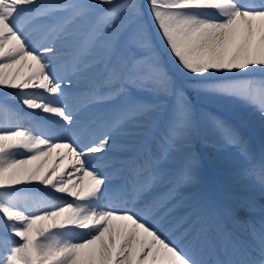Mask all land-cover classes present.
I'll return each mask as SVG.
<instances>
[{
	"label": "snow or ice",
	"instance_id": "6c2138e0",
	"mask_svg": "<svg viewBox=\"0 0 264 264\" xmlns=\"http://www.w3.org/2000/svg\"><path fill=\"white\" fill-rule=\"evenodd\" d=\"M254 69L264 73V0H0V88L34 110L28 128L0 126V264H264V150L249 152L219 117L198 116L187 94L264 119V79L235 75ZM0 117L24 118L7 102ZM198 119L241 150L247 163L234 178L258 186L261 202L225 206L204 194L168 239L157 224L182 187L200 182ZM54 152L73 158L70 173L45 167ZM159 184L167 192L154 196ZM57 193L72 200L52 203ZM76 229L86 235L75 239Z\"/></svg>",
	"mask_w": 264,
	"mask_h": 264
},
{
	"label": "bare ground",
	"instance_id": "6f19581e",
	"mask_svg": "<svg viewBox=\"0 0 264 264\" xmlns=\"http://www.w3.org/2000/svg\"><path fill=\"white\" fill-rule=\"evenodd\" d=\"M241 3H244V0H241ZM17 67H19V66H17ZM8 71L14 72L15 68L8 70ZM27 72H28V68L22 67L21 71H20V75L23 76ZM229 74H231V73H223V74L213 73L211 78H216V77H219L221 75H229ZM235 75L239 76V77H243V78L256 79V80L264 79V73H261L259 71V69H254L251 72H243V73L238 72ZM64 86L66 88L71 89V86L68 85L67 83H65ZM12 91L13 90H11V89L0 88V103L7 102L10 109H12L14 112L20 114L21 112H23V110H25L26 107L23 106L22 103H20L18 100L14 99L12 96L8 95V93H10ZM211 110H214V109H211ZM233 110L236 111V113L240 112L243 115L246 114V116L248 118L246 123L253 124L257 137L260 140L264 141V119H261L259 113L256 111H254L252 113L251 112L248 113L245 109L239 110L238 107H236V106L233 107ZM214 111H216V110H214ZM94 112H95L94 109H90L88 112H85V116H87L91 113H94ZM35 114L44 115L42 113H39V110H35ZM219 118L226 121L229 124L226 117H219ZM0 119L7 120V118H4V117H0ZM9 119H10L9 121H7L6 123H4L1 126L8 128V127H13V126L19 124L25 128L24 123L26 121L32 122L31 118H29L27 116L24 119H18V120L13 119L12 120L11 117H9ZM28 127H30V126H28ZM234 128L237 130V128L235 126H234ZM206 134H208V133L204 129H202V127H200L198 124H196V128H195L194 133H193L192 145H191V151L192 152H194L196 154L199 153V148H201V146L207 145L206 143H209L211 145L212 144L215 145L217 143L215 140H211V137H210V139L205 137ZM206 138H207V140H206ZM63 151L64 150H57V152H60V153H62ZM57 152H54L53 155L50 158H48L47 163L45 164V167H48L49 165H52V166L58 165L59 170H63V171L70 173L72 171L70 164H71V161L73 158L70 156H66L63 160H61L59 155L57 154ZM26 155H27V153H24L22 150L17 153V157L21 158V159L25 158ZM257 155H259V154H257ZM37 163H38V161H32L29 165H26V167H29V168L33 167ZM236 173H237V171H233L232 172L233 178L229 182L225 183L222 187H215L213 185V182H212V183H209V185H207V187H208L207 191H203L204 187L201 185L199 186L198 183L188 185L187 187L190 188L188 190L180 189L179 194L176 195L175 199H173L171 204L169 205V208L172 210V212H171V215L167 218V220L163 222V223H166L165 227H160L159 224H157V226L160 228V231L165 233V235H167L168 239H175L176 234L171 233L170 225L175 223L176 221H178L179 218L185 216V214L187 212H189V210L187 212H186V210L189 209V205L191 203H193L194 200H198L202 195L207 194V193L214 192L218 202L222 205H225V206H232L238 200L254 199L258 203L261 202V194H260L259 187L256 185H252L250 182L235 179L234 177H235ZM71 178L73 179L74 182L79 183L80 180L83 178L82 173H77V174L73 175ZM83 179H84V183L86 185L88 183V181L86 178H83ZM36 186L41 187L38 184ZM29 187H31V186H29ZM239 190L241 191V194H238ZM166 192H167V186L165 184H159L154 189L153 195L154 196H162ZM58 195H61V196H57V197H61V198H57L55 195V198L52 200V203L59 204V203L65 202V201H71L72 200L71 197H68L65 194L64 195L58 194ZM101 203L106 204V203H108V201L103 200ZM114 206L126 207V206H130V205H124L122 203L114 202ZM182 207H183V209H181ZM179 209H181V210H179ZM182 211H184L185 213H180ZM178 213H180V214H178ZM154 223H156V221H154ZM76 232H77V235H76L75 239H77V240L82 239L86 235L84 230L76 229Z\"/></svg>",
	"mask_w": 264,
	"mask_h": 264
},
{
	"label": "rangeland",
	"instance_id": "374dc122",
	"mask_svg": "<svg viewBox=\"0 0 264 264\" xmlns=\"http://www.w3.org/2000/svg\"><path fill=\"white\" fill-rule=\"evenodd\" d=\"M155 48H156V54L158 55L163 66L169 71V74L172 75L173 78L177 80V83H180L184 78L179 76V74L176 72L172 58L169 56L167 49L158 39L155 41ZM187 94H188V99L190 100L193 109L198 116L201 113H211L214 116L221 117L220 115H223L221 114L222 112L224 113L236 112L233 110V107L235 106L238 107L239 110L245 109L248 113L250 112L252 113L255 111L251 107L241 105L227 98L207 95L203 93H197L192 90H188ZM211 109H214L217 112ZM237 114L244 121L248 120L246 114L243 115L240 112L239 113L237 112ZM197 124L206 131L203 123L199 119L197 120ZM252 126L254 127L253 124ZM206 132L208 134H206L205 137L209 139L211 137V140H215L217 143L215 145L206 143L207 145L201 146V148H199V152L201 153L202 156H198L197 154H195L197 158L200 160V164H201L199 170L200 182L198 184L204 181H208L209 179L212 180L213 177L211 175L214 176L212 171H214L217 175L219 174L221 177L224 178L231 177L229 180L225 181V183H227L233 178L232 172L233 171L238 172L241 168L245 167L247 161L238 147L226 144L218 135L214 133H210L208 131ZM249 142L251 143V141ZM261 142L264 143V141ZM249 147L251 148L250 145ZM248 150L252 151L251 149ZM203 162L206 163L207 165V166L205 165L206 169L209 168V171H206V169L202 167ZM181 189L186 190L190 188L185 186L182 187Z\"/></svg>",
	"mask_w": 264,
	"mask_h": 264
}]
</instances>
